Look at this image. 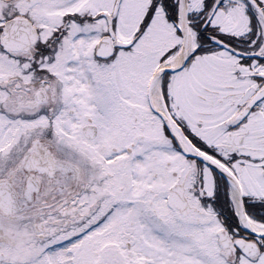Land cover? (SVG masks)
I'll use <instances>...</instances> for the list:
<instances>
[{
  "label": "snow or ice",
  "instance_id": "6c2138e0",
  "mask_svg": "<svg viewBox=\"0 0 264 264\" xmlns=\"http://www.w3.org/2000/svg\"><path fill=\"white\" fill-rule=\"evenodd\" d=\"M0 264H264V0H0Z\"/></svg>",
  "mask_w": 264,
  "mask_h": 264
}]
</instances>
